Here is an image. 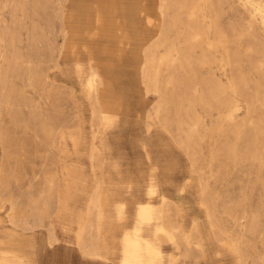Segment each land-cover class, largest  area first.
I'll return each mask as SVG.
<instances>
[{
	"label": "rangeland",
	"instance_id": "374dc122",
	"mask_svg": "<svg viewBox=\"0 0 264 264\" xmlns=\"http://www.w3.org/2000/svg\"><path fill=\"white\" fill-rule=\"evenodd\" d=\"M148 202L155 264H264V0H0V264H121Z\"/></svg>",
	"mask_w": 264,
	"mask_h": 264
},
{
	"label": "bare ground",
	"instance_id": "6f19581e",
	"mask_svg": "<svg viewBox=\"0 0 264 264\" xmlns=\"http://www.w3.org/2000/svg\"><path fill=\"white\" fill-rule=\"evenodd\" d=\"M102 21L103 20L100 17L97 18V20H96L97 26L96 27L98 29L101 28ZM151 22H153V21H152V18L150 17L148 19V23L151 24ZM160 30H161V27H160ZM126 34H127V38H128L127 39V48H129L131 45V37H130L129 32L127 30H126ZM92 39H94V37H92ZM98 66L99 65H97L96 68L91 67L88 69L86 86H87L88 95H89L90 100L93 98V94L95 93V91L98 90L100 82L101 81L106 82V79L103 77ZM102 99H103V102L105 103L103 105V114L109 118L113 115L116 116L118 114L119 107L115 106V105H111L109 100H107L105 98V95L103 92H102ZM97 204H99V202H97ZM16 213L17 212L13 208L12 212L10 213L13 221H15V219H16V216H17ZM152 215H153V205L151 202L142 204L138 208V211L136 214L137 224L135 226L134 232H132V233L129 231L125 232L123 237H122L123 248H122L121 264H155L156 260L160 257V251H159L158 247L155 246L151 241H149L148 239L143 237V235L140 232L141 231V225L143 223L144 224L149 223L152 219ZM100 226H101L100 224L97 225L98 230L100 229ZM86 228H87V226L84 225L83 229H86ZM167 232L168 231H167L166 226L163 222L157 224L156 234L167 233Z\"/></svg>",
	"mask_w": 264,
	"mask_h": 264
}]
</instances>
